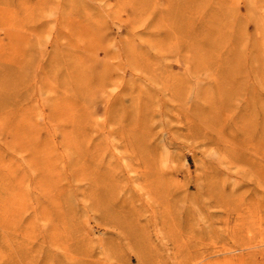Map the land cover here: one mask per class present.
I'll list each match as a JSON object with an SVG mask.
<instances>
[{
	"label": "rangeland",
	"instance_id": "374dc122",
	"mask_svg": "<svg viewBox=\"0 0 264 264\" xmlns=\"http://www.w3.org/2000/svg\"><path fill=\"white\" fill-rule=\"evenodd\" d=\"M0 264H264V0H0Z\"/></svg>",
	"mask_w": 264,
	"mask_h": 264
}]
</instances>
